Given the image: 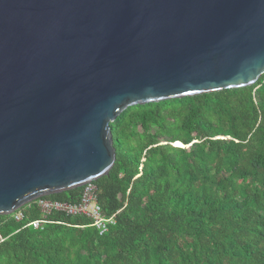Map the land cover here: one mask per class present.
<instances>
[{"label":"water","instance_id":"obj_1","mask_svg":"<svg viewBox=\"0 0 264 264\" xmlns=\"http://www.w3.org/2000/svg\"><path fill=\"white\" fill-rule=\"evenodd\" d=\"M264 75V0H0V215L116 162L129 107Z\"/></svg>","mask_w":264,"mask_h":264},{"label":"trees","instance_id":"obj_2","mask_svg":"<svg viewBox=\"0 0 264 264\" xmlns=\"http://www.w3.org/2000/svg\"><path fill=\"white\" fill-rule=\"evenodd\" d=\"M116 162L93 182L116 224L36 203L0 215V264H264V75L254 85L136 105L111 123ZM83 187L44 197L78 204Z\"/></svg>","mask_w":264,"mask_h":264},{"label":"built area","instance_id":"obj_3","mask_svg":"<svg viewBox=\"0 0 264 264\" xmlns=\"http://www.w3.org/2000/svg\"><path fill=\"white\" fill-rule=\"evenodd\" d=\"M83 188V195L78 204L72 205L40 198L25 205L24 207L19 208L11 215L16 221L22 222L25 219V211L23 208L36 203L41 210L42 218L30 222L29 226L34 229L44 228V226L49 222L47 220V216L51 213L64 212L71 216L85 215L92 220V226L96 227L100 231V234L108 232L110 227L116 224L115 218H109L104 215L102 207L97 203V188L93 182L84 185Z\"/></svg>","mask_w":264,"mask_h":264}]
</instances>
